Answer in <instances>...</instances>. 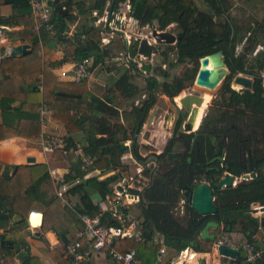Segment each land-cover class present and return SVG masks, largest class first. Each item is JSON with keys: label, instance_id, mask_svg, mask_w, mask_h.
<instances>
[{"label": "trees", "instance_id": "1", "mask_svg": "<svg viewBox=\"0 0 264 264\" xmlns=\"http://www.w3.org/2000/svg\"><path fill=\"white\" fill-rule=\"evenodd\" d=\"M124 1L127 0H92L88 12L91 15L94 9L101 13L108 8L112 19ZM131 1L133 14L139 15L141 19L146 18L149 22L157 21L158 30H166L173 23H180L183 28L177 41L176 62L170 64L169 69L187 61L193 67L187 69L176 81H168L169 72L164 71V91L171 100L194 83L203 57L223 50L229 69L220 94V112L214 119L211 118L209 122L212 123H207L208 118L205 117L200 129L188 134L181 130L180 119L173 137L163 152L155 158L157 167L144 169L143 175L148 178V183L138 191L141 196L139 221L146 227L144 239L141 242L126 239L113 243V247L122 252L136 250L142 264H155L157 250L153 247V238L156 234L163 235L167 256L170 251L177 256L188 246L199 253L211 252L214 244L222 240L221 236L212 233L202 234L208 227L212 226L214 231L219 230L224 235L233 232L239 221H243L244 226L250 228L258 226L259 221L251 214V210L256 204L264 206V152L261 149L264 148V0H242L259 6L258 11L262 15L254 19L253 27L245 29L248 36H241V30L235 28L230 20L219 24L216 22L218 17H227L221 0H203L209 7L207 11H201L195 0ZM77 2L78 0H67L66 17L55 13L54 18L62 31L69 29L74 21L71 12ZM85 2L88 0H80V12L84 11ZM12 7L15 11L12 15H0V27L14 28L24 24V29L12 32L10 37H25L37 51L40 40L46 39L50 33L45 28L41 29L40 34L35 31L29 0H14ZM184 16L192 18V23L189 24ZM79 30L82 35L86 34L92 39L91 42L83 44L80 42L82 35L75 34L73 39H77L76 42L79 43L74 61L94 57V66L104 67V57L109 53L100 44L106 29H100L99 26H81ZM238 43L244 46L241 50H238ZM259 47L263 49L257 51ZM35 53L29 55V60L8 58L3 65L4 75L0 79V141L13 137L41 138L38 107L42 102L47 103L53 119L69 134H84V149L87 154L96 158L90 167L84 169L82 161L74 154H66L64 149L54 151L56 160H69L73 164L72 172L66 176L67 180L80 179V183L67 193V199L71 201L72 196L78 199L77 210L80 213L97 215L100 209L92 199L93 193H98L102 198L112 194L116 176L100 180L98 177L86 175L95 169L104 172L121 167L126 169L123 157L128 151L125 143L129 140H132L131 151L139 162L146 164L151 160L137 156L136 148L148 114L156 104L154 90L159 81L155 77L148 78L146 89L150 98L143 107H134L130 114L123 113L122 123L119 110L109 101L108 96L107 100L93 96L89 103L61 96L66 92L77 95L86 82L77 84L59 81L50 70V65L40 56L33 55ZM132 68L124 65L118 71L120 77L115 84L121 88L120 94L124 98L133 97L140 91L130 80ZM146 68L151 69L150 66ZM13 70L18 72L14 73ZM241 74L252 77L251 89H233V81ZM129 123L133 125L132 133H129L127 127ZM229 128L232 129L229 131ZM254 136L260 142L257 143ZM62 140L65 143L64 148L76 145L70 136ZM177 143H182V152H175ZM251 162L257 176L249 181H240L231 188L214 190V200L218 207L216 214L202 216L192 208L191 199L186 193H191L197 183L218 181L226 173L241 177L250 171ZM20 170L12 179H4L0 186V229L10 221L14 213H22L27 221L29 211H22L20 193H12L14 202L11 203V208L5 203L11 196L9 189L15 187L23 190L27 198L42 205L45 216L44 232L53 229L58 235L64 234L69 239L65 228H61L62 224L75 223L83 227L75 210L63 205L57 195L42 189L49 182L47 165H27ZM182 198L183 216L180 219L176 216L175 209ZM103 220L107 224L119 223L108 216H104ZM254 234L252 229L246 236V242L258 245L253 239ZM3 240L5 236L0 233V261L4 253H11L8 247L1 245ZM82 243L86 247L90 241L84 239ZM165 261L166 258L163 264ZM68 262L72 264V259ZM20 264L42 263L28 249ZM257 264H264V254Z\"/></svg>", "mask_w": 264, "mask_h": 264}, {"label": "crops", "instance_id": "2", "mask_svg": "<svg viewBox=\"0 0 264 264\" xmlns=\"http://www.w3.org/2000/svg\"><path fill=\"white\" fill-rule=\"evenodd\" d=\"M91 1L92 0H88V2H85V4H84L85 8H84L83 12H80V10H81L80 3H79L80 0H78V2L73 6L71 14L73 15V17L75 19L69 25V29H67V31H69L70 29L75 30L76 34L79 33L80 36L82 35L79 28H76L77 26H75V24H73V23L77 20V17L79 16L78 14H80V13L84 14V15L86 13L89 14L88 9L91 7L90 6ZM13 2L6 4L5 0H0V15L1 16L8 17V16L12 15L13 13H15V11L12 7ZM31 14H32V18H33L32 23H34V29H35V31H37L38 34H40L41 29H43V28H40L39 31L36 30L37 22L33 16L32 10H31ZM67 15H68V13H67ZM67 15H65V16L62 15V16L66 17ZM93 18L94 19H91V20L87 21L86 23H83L82 26H87V27L99 26L100 29H103L104 28L103 24L97 25L95 17H93ZM155 22L157 23V21H153V22L146 21V18L142 19V23H143L145 28H150V27L154 26V24H156ZM58 26H59V23H58ZM2 27L4 29H8L10 32L9 33H0V79L4 75L2 68H3L4 63L6 62V59H8V58H11L13 60L20 59L22 61L23 58H25V59L29 60L31 58V56L29 57V55L36 52L33 55L40 56L44 60V62L48 63L50 65V70L52 71V73L56 77H58L59 81L76 83V82H73L72 80H70L69 78H62L60 76L59 68L63 67V69H67V68H69V63L74 62L73 58H74V55L77 53V49H78L77 44L79 43V41L76 42L77 39H76V41L74 39L70 40L69 43L73 42V44L67 46V45H65V42H63V41L60 42L56 38L51 36V34H49V36L46 39L40 40L39 48L37 49V51H35L32 44L29 43L25 37H10V34L12 32L24 29V24L17 26V27H14V28L8 27V26H2ZM59 28H60V26H59ZM3 34L6 35L7 41H5V38H2ZM84 36H86V39L84 41L78 36L82 40V41H80L81 43L85 44V42H88V41L91 42L90 39H92V38L87 37L86 34H84ZM14 38H18L21 41L28 43L34 52L32 51L31 54L27 55V57L26 56H20V57L3 58L6 55L7 48L12 45L10 43L11 42L10 40H12ZM5 42H7V43L4 45L3 43H5ZM57 42H59V44H57ZM123 43H124V49H126V51H127V47L125 45V42L123 41ZM111 45L113 47L118 46V45H116L115 41L112 40L109 44L103 46V48H105L106 51H108V53H110L109 52L110 51L109 46H111ZM120 47H122V46H120ZM158 53L164 56L163 62H164V66H165L166 65L165 64L166 63V55L165 54H167V52H164V53L158 52ZM121 54H123V53H120L116 57H120ZM157 54H153L152 58L149 59L145 63V69L147 71V74H148L147 77L148 78H149V74L151 73V69L148 70L146 68V66H150V64H151L150 62H152L153 57ZM92 58H94V57H92ZM104 59H106L105 64L110 63L108 55H106L104 57ZM112 60L114 62H117V61H120L121 59H119V60L112 59ZM120 62H121V64H119V65H121V66L125 65V62L123 60ZM58 63L60 65H57ZM107 64L104 65V67H101L99 65L94 66L95 69H94L93 77L90 80L85 81L86 82L85 86H83L81 89H79V92L77 93V95L69 94L70 92H66L65 93L66 95L61 94V96H65L66 98H71V99H75V100L79 99L85 103H89L91 101V97H93V96H90L87 93H90L89 90L92 89L91 86H92V83L94 81L97 84L103 85L105 87V91L108 92V94H109L110 89H114L115 91L119 92V95L121 96L120 90L115 84L116 80L120 77L119 75L117 76V73H116V77L113 78V80H112V86L113 87H110V85L106 81L102 80V76H100V74H103V77L107 78L106 76H111L113 74L115 75L114 71H112L111 69L108 68V70H107V68H106ZM166 68H167V65H166ZM119 69H120V67L117 70H119ZM13 71H14V73L18 72L15 70H13ZM134 71H135V69L133 67L130 72L133 73ZM6 73L9 74L10 72H6ZM108 94H107V96H108ZM69 95H74L76 97H69ZM94 96L98 97V94L94 95ZM121 98L123 100H130L133 97L132 98L131 97L130 98H124L121 96ZM180 99L181 98L179 96L176 97V101H179ZM111 100H112L111 102H114V97H112ZM141 104H142V102H141ZM141 104L134 103V105L130 109H126V110H124V108H119L117 105H115V107L120 112L122 123L124 122L123 113L124 114H130L134 107H140ZM15 105H17V104H15ZM201 120H202V118H201ZM172 124H173L172 119L170 121H168V120L164 121L163 120V122H161V127L163 129H165V131L168 132L171 129ZM199 125H200V123H199ZM198 127L199 126H197V128ZM41 129H42V124H41ZM129 133H132V132L130 131ZM42 135L45 138L56 137L59 139H65V138L70 136L74 139V142L80 143V144H82V142H80L78 140V137H82V138H84L83 139L84 144H82L83 147L86 145V140H85L84 134L81 132L69 134L66 131V129L61 127L58 124V122L53 119L52 111L50 113V117H48V122L46 124V127L44 129H42ZM130 142L132 143V140H129L125 143V146L128 148V150H131L130 145L128 146V144H130ZM131 153H132V151H131ZM250 154L251 153H249V155ZM124 158H130L129 156H127V152L123 157V161H124ZM29 159H35V161L29 162ZM0 163H2L4 165H17L18 166L17 172L14 175H12L10 179L15 177L16 174L18 173V171H21L20 168L22 166L37 165V164L47 165L48 173H49V182L46 185H43L42 189L47 191L48 193L54 195V196H56V183H55V180L51 177L50 169L52 167H58L67 176L70 172H72V168H73L72 167L73 164L71 161H69V160H63V161L62 160H56L54 158V153L44 152L42 149V146H41V138H39V139H28V138H21V137H13L10 139L0 141ZM121 169L124 170L122 167H121ZM254 171H256V170L254 169ZM93 172H94V170L89 172L86 175V177H97L95 174H93ZM257 174H256V176H257ZM4 179H6V178H4L0 174V186H2V181ZM10 179H7V180H10ZM9 190L11 191V196L8 197V200H6V202H5L7 204L8 208H11L12 207L11 203L14 202L12 193L17 192V193H20V196H21V199H20L21 204L20 205H21V207H23L22 211L27 212V210H28L29 214L32 211L39 212V213L43 214V219L40 221L39 225L36 228H32L29 225V220H28L29 214L27 217V221L24 220L26 218L20 212L14 213L12 215V218L10 219V221L7 222L0 229V233L5 236V240H3L1 242V245L8 247V250L11 251L10 254H8L9 252L4 253V256L2 257V259L5 261V263L11 264V262H13L15 264H20L23 260V257L26 256V252L29 249L31 255L40 259L42 264H70L68 262L69 258L66 256V245L69 242L75 241L77 239L78 233L80 232V230L83 227L81 228L78 224H75V223L66 224V225L62 224L61 228H63V229L65 228V231L67 232L69 239L64 234L58 235L53 229L48 230L47 232L46 231L44 232L43 226H44L45 216H44V210H43L42 205L40 203L34 202V201L30 200L29 198H27V196L25 195L23 190L22 191L17 190L16 187L11 188ZM100 198H102V197L98 193H95V192L93 193L92 199H93L94 203L96 205H98V207L101 211V210H103L102 209V206H103L102 202L103 201L100 202ZM102 199H104V198H102ZM182 200L184 201L183 198H182ZM71 201L74 202L76 204V206L78 207V199H76L74 196H72ZM256 205H259V204H256ZM132 207H136L139 210V212H137V209L133 208L134 213L137 212L136 216L139 218V216L141 215V209H140L139 204L132 206ZM132 207L130 208L131 214L133 211ZM251 214L255 218L258 219V221H259L258 226L256 228H254V227L250 228V227L244 226L243 221H239L238 225L235 226V230L233 232L224 233V235H227L226 238H224V235H221V237H223V238H221V237L220 238L224 242L223 244H227V245H231V246L236 247V248H240L242 243L246 242V236L251 233L252 229H253V232H255L253 239L257 242L258 245L264 244V226L261 224V219L264 216V213L263 212H251ZM133 215L134 214H132V216ZM36 221H39V219H37ZM64 222H67V220H65ZM209 230H214V227H212V226L208 227L204 231V233H202V234H210V233H208ZM66 241H68V243ZM89 245H90V243L84 249H89ZM218 246H219L218 243H216V244H214V248L212 247V252H203L202 255H200V254L197 255L196 262L198 264L203 263L205 261L207 262L206 264H221V260H220L221 258L217 253V247ZM152 251H155V250H153V248H152ZM156 255H157V252H156ZM175 256L176 255L170 251L169 256L165 257L166 258L165 264H172V261L175 259ZM61 261L63 263H61ZM88 262H89V264H116L111 259V257L108 255V253L106 251L96 252L93 250L90 251V257H89V261H87V263ZM242 262L245 263L246 260L242 259Z\"/></svg>", "mask_w": 264, "mask_h": 264}, {"label": "built area", "instance_id": "3", "mask_svg": "<svg viewBox=\"0 0 264 264\" xmlns=\"http://www.w3.org/2000/svg\"><path fill=\"white\" fill-rule=\"evenodd\" d=\"M66 2L67 0H29L33 16L37 22L36 30L39 31L40 28H45L51 36L60 42H68L72 40L76 31L71 29L69 31H62L54 18L55 13H59L58 8L60 6H62L64 10H67ZM92 14L95 17L96 24H103V27L106 29L105 31L107 34L105 35V33H103L102 43L100 44L101 48L109 44L112 39H115L116 37L122 38L125 42L127 47L126 53L121 54L120 57H114L113 59L119 60L122 58L126 66L134 67L135 64L133 61H137L140 68L145 66L148 58L138 52L139 44L143 39H147L157 48H160L162 45H172L158 42L157 37L154 36V31L156 29L149 34H142L145 27L142 23L141 17L133 14V4L131 0L122 3L112 19H110L111 13L108 8H105L101 13L98 9H94ZM157 32L163 33L167 31L157 30ZM114 34L116 37H114ZM81 39L84 41L86 36L82 35ZM155 40L158 42L159 46L155 45ZM173 44L175 45L176 42ZM136 66L137 65H135V67ZM94 69V58L84 57L69 63V68L67 69H63V67L59 68V71L62 78H69L73 82L80 83L82 81L90 80L94 75ZM144 71L147 74L145 67ZM38 112L40 114L42 129H44L51 113L48 104L42 102L38 108ZM145 125L146 128L144 130L142 129L140 134L141 140L143 132L148 130V124H144V126ZM155 125L156 122L152 129L153 135H155ZM64 145L65 143L62 139L56 137L45 138L43 135L41 136V146L44 152L54 153L56 149H64L66 154L69 153L77 156L82 161L84 169L90 167L96 160L95 157L86 153L83 145L80 143H76L75 146L69 148H64ZM140 153L142 156L151 155L150 153H148L149 155H144L141 150ZM129 156L134 159L137 164L139 163L133 153H130ZM140 164L141 163H139V165ZM140 167L141 166L137 168L136 172L142 178L143 169ZM50 174L56 183L57 197L62 201L63 205H67L75 210L78 214V219L83 223V228L78 233L77 239L66 245V256L69 259H72V264H81L89 261L91 250L96 252L106 251L116 264H141L137 257L136 250L131 249L122 252L113 247L115 241L130 239L141 242L144 239L145 225L140 223L138 217L134 218L130 213V208L140 203L141 196L138 191H141L144 187H135V176L128 177L121 168L111 169L108 172L95 169L93 174H95L98 179L103 180L107 177L116 176L118 177V182L113 186L112 194L107 195L104 199L100 198V202L103 201V210H101L99 214L92 216L87 213H80L77 210L76 204L68 200L66 197L70 189L80 183V179L77 178L68 181L66 174H64L58 167H52L50 169ZM251 179L253 178L250 177L249 179H243L242 176L237 177L234 186L237 185L239 180L249 181ZM119 187L121 189H119ZM260 207L261 205H253L251 212H253V210L261 212ZM127 209H129L128 212L126 211ZM104 216L110 217L111 220H117L119 223L107 224L103 220ZM37 219H39V221H36ZM42 219L43 214L36 211L30 212L28 219L30 227L36 228ZM83 239L90 241L89 249H84L85 247L82 243ZM220 244H223V242L220 241L218 245ZM153 247L157 250V261L155 264H163V261L167 256V245L163 235H155L153 238ZM240 248L247 252L248 257L245 262L246 264H257L258 260L264 254V244L256 245L254 243L245 242L242 243ZM199 254L202 255V253L196 252L194 248L188 246L175 257L172 264H196V257ZM0 264L6 263L1 259Z\"/></svg>", "mask_w": 264, "mask_h": 264}, {"label": "rangeland", "instance_id": "4", "mask_svg": "<svg viewBox=\"0 0 264 264\" xmlns=\"http://www.w3.org/2000/svg\"><path fill=\"white\" fill-rule=\"evenodd\" d=\"M195 2L197 3V5L201 11L209 10L208 5L206 3H204L203 0H195ZM221 2L224 5V9L226 11L227 17L226 18L225 17H221V18L218 17V18H216V22L219 24V23H224L225 21L230 20L233 23L235 28L241 30V33H240L241 36H248V33H245V29L247 30L249 27H253L254 26V24H253L254 19L262 16V15H260V12L258 11V9H260L259 6L253 5L251 3H246L245 1H242V0H221ZM78 15L79 16L77 17V20L73 23V24H75V26H77L76 28H79L83 25V23H86L87 21L94 19L93 18L94 16L92 14L90 15V14L86 13L84 15V14L80 13ZM184 19L187 20L189 22V24L192 23V18H188V16H184ZM155 29L158 30V24L157 23L154 24V26H152L150 28L143 29L142 34H144V35L149 34L151 31H154ZM165 31H167V32L173 34L174 36L180 38L181 34L183 33V28L181 27L180 23H173ZM103 33H105V35L107 34L105 30ZM114 37H116L115 34H114ZM2 38H5V41H7L5 34H3ZM114 41H115L116 45H118V46H114V47L112 45L109 46L110 47L109 48L110 53H109L108 57H109L110 63L109 64L106 63L107 64L106 68H107V70L109 68L112 71H114L115 75L113 74L111 76H106L107 78H105V77H103V74H100V76H102V80L106 81L110 85V87H113L112 86V80H113V78L116 77V73L118 76L119 70H117V69L119 67H123V66L119 65V64H121L120 61L123 60L122 58H120L121 60L117 61V62H114L112 59L114 57H116L117 55H119L120 53H123V54L126 53V49H124V43H123L122 38L116 37L114 39ZM6 43L7 42H5L3 44L5 45ZM57 44H59V42H57ZM72 44H73V42H70V43H69V41L65 42V45H67V46L72 45ZM119 45L122 47H120ZM155 45L159 46L158 42L156 40H155ZM172 45H169V46L162 45L161 48H163V49L168 48V50H171L172 52L176 51L177 44H175L174 46H172ZM242 46L243 45L241 43H238V50H241L244 47V46L243 47ZM173 47H175V48H173ZM259 49H263V48L259 47L257 49V51ZM261 51H263V50H261ZM163 57H164L163 55L158 53L157 55H155L153 57L152 62H150L151 63L150 64L151 73L149 74V77H155L156 79H158L159 83H158L156 89L154 90V94L156 96V104L151 109V111L149 112L148 118H147L145 124H147L150 116L154 112V109H156V111L154 113V117L156 119L155 120L156 128L154 130V133L158 134V136L156 137V139H157L156 144L147 143V144L142 145L140 143V150L144 155H146L148 153L151 154V152H156L158 154H161L163 152L164 148L166 147L167 143L169 142V140L173 137L177 122H175V120L173 121V119H172L173 124H172L171 129L168 132L165 131V129H163L161 127V122H163L165 116L169 117L170 114H172L174 118L177 117V109L178 108L176 105H178V104L176 101V97L179 96L180 98H183L185 95H188L191 93L202 95V96L210 95L211 100L207 104V106L204 110V116H203V121H204L205 117H207L208 121L206 119V122L210 123V124L212 122H209V121L214 119L213 117L218 115V113L220 112L219 111L220 106L222 105L220 94H221L222 88L224 86L225 80L216 89H213V90L205 88V87L197 86L196 84L192 83V85L190 87H188L186 90L182 91L178 96H176L174 98V100H171L165 94V91H164V81L166 82V78L164 77V73H165L164 71L169 72L168 81H170V80L176 81L177 79H180L183 76V74L185 73V71H187V69H190L191 67H193V65H192V63L187 61V62L176 64L172 68L169 69V68H166V66H164ZM133 62L135 65H137L136 66L137 68L134 65L135 71L133 73L130 72V74H131L130 80L134 83V85L137 86V88L140 89V91L135 96H133V98L131 97L132 99L123 100L121 98V96L119 95V92L115 91L114 89H110L109 94H108V92L105 91V87L101 84L95 83V81L92 83V86H91L92 89L89 90L90 93H87V94H89L90 96H94V95L98 94V97L104 98L105 100H107L106 96L108 94V97H110L109 101L111 102V98L114 97V102H111V103L117 105L119 108H124V110L130 109L134 105V103L144 99L142 101L141 106H140V107H143V105L146 103V101L150 98V93L146 89L147 82H148V77H147L148 74H146L144 71L145 66L144 67L142 66L140 68L137 61H133ZM106 64H104V65H106ZM241 75L252 79L251 76H248L245 74H241ZM232 87L236 91H240L243 89L241 86H239V88H236L238 86L234 84V81L232 83ZM119 90H121V88H119ZM144 97H146V98H144ZM162 99H164V101H165L164 103L162 102ZM179 106L181 107V105H179ZM183 112H185V109H183ZM203 121H202V123H203ZM159 124H160V127L158 126ZM127 127L129 129V132L130 131L132 132L133 125L129 123L127 125ZM145 128H146V125L144 126L143 130ZM83 139L84 138H82V137H78V140L80 142H82V144H84ZM140 142H142V140ZM131 145L132 144L130 143V146ZM183 149H184V147H183L182 143H177V145L175 146V152H177V153L182 152ZM130 153H131V150H128L127 156H129ZM124 162L126 163V167H125L126 169H124L123 171L128 177L135 176V187H137V188L143 187L144 185H146L148 183V178H146L143 175V172H142V176H143L142 178L140 175L137 174V172H136L137 168H139V166H141L140 168L143 169V171H144L145 168L157 167L156 164L151 160H149V162H147L146 164H142V165L141 164L139 165V163L137 164L135 162V160L132 158H124ZM240 181L241 180H239V182ZM117 182H118V177H116V180L113 183L116 184ZM183 203H184V201L181 200L175 209L176 216H178L180 219L183 216ZM133 208L137 209L136 207H132V209ZM137 212H139L138 209H137ZM137 212L134 213V209H133L132 214H134L133 215L134 218H137V216H136ZM208 233H212V234L217 235V236L223 235V233H221V231H219V230H217V231L209 230ZM226 237H227V235H224V238H226ZM221 238H223V237H221ZM204 245H206V244H204ZM213 248H214V246H213ZM211 252H212V250H211Z\"/></svg>", "mask_w": 264, "mask_h": 264}, {"label": "water", "instance_id": "5", "mask_svg": "<svg viewBox=\"0 0 264 264\" xmlns=\"http://www.w3.org/2000/svg\"><path fill=\"white\" fill-rule=\"evenodd\" d=\"M14 0H5L6 4L12 3ZM59 13L62 15H67V10H64L62 6L58 8ZM10 31L8 29H4L3 27H0V33H9ZM154 36L157 37L158 42L160 43H166V44H173L180 39L179 37L174 36L173 34L169 32H163L158 33L157 30L154 31ZM11 46L7 48L6 55L3 58L6 57H20V56H27L32 53L31 46L28 43H25L21 41L18 38H14L10 40ZM174 46V44L172 45ZM175 48V47H173ZM138 52L142 54L143 56L147 57L148 60L152 58L153 54H157L158 52H171V50H168V48H157L153 44H151L147 39H143L138 47ZM174 54L171 55L168 58V67L171 63L176 62L177 53L176 51H173ZM210 61H213L214 66L212 68H209ZM229 75V69L226 65L225 57H224V51L219 50L213 54H209L205 57H203L200 60V67L199 71L197 73L196 79L194 81V84L197 86L205 87L208 89H216ZM235 85H239L244 89H251L253 85V81L251 78L239 75L234 80ZM63 95H66L63 93ZM69 97H76L74 95H69ZM146 98V97H144ZM144 99L136 102L137 104H141V102ZM162 102L164 103V99H162ZM204 103V96L198 95V94H188L185 95L183 98H181V107L179 105L177 106V115L180 114L183 109L186 111V115L181 123V130L184 133H195L200 129V126L203 121L200 122V125L198 128H194L196 123V118L199 113L200 107ZM156 109H154L153 114L150 116L147 127L148 130L143 132L142 135V142L141 137L138 139V145L136 148L137 156L141 157L142 159H151L152 161H156L155 158H157L160 154L156 152H152L150 156H142L140 153V143L142 145L151 143L156 144V137L158 134L153 135L152 129L154 128L155 123V113ZM204 116V115H203ZM173 121L175 118L172 116ZM160 127V124L158 125ZM151 157V158H150ZM35 159H29V162H34ZM18 170L17 165H4L0 163V174L6 178L10 179L12 175H14ZM256 176V172L254 171L252 162L250 163V171L248 173H245L242 175L243 179H249L250 177L254 178ZM237 180V176L231 173H226L224 177L218 181H212L210 183H197L191 193H186V196H189L191 199V206L192 208L199 213L202 216L206 215H214L218 212V207L215 204L214 200V190L215 189H224V188H231L234 186L235 181ZM119 189H121L119 187ZM261 212L264 213V206L260 207ZM253 212H257V210H253ZM261 224L264 226V216L261 219ZM68 243V241H66ZM217 253L220 256L221 264H246L242 262V259L247 260V252L244 250H241L240 248L233 247L231 245L227 244H220L217 247ZM207 262H203L200 264H206ZM252 264V263H248Z\"/></svg>", "mask_w": 264, "mask_h": 264}, {"label": "bare ground", "instance_id": "6", "mask_svg": "<svg viewBox=\"0 0 264 264\" xmlns=\"http://www.w3.org/2000/svg\"><path fill=\"white\" fill-rule=\"evenodd\" d=\"M213 66H214L213 61H210L209 68H212ZM237 86L238 87H236V88H239V85H237ZM210 100H211V96L210 95H205V97H204V103L200 107L199 113H198L197 118H196V123H195V126H194L195 129L197 128V126H199V123L201 121V118L204 115V110H205V108H206V106H207V104L209 103ZM177 104L178 105H182L181 104V99L179 100V102L177 101ZM172 116H173L172 114H170L169 117L168 116H165L164 121L165 120L170 121L172 119Z\"/></svg>", "mask_w": 264, "mask_h": 264}, {"label": "flooded vegetation", "instance_id": "7", "mask_svg": "<svg viewBox=\"0 0 264 264\" xmlns=\"http://www.w3.org/2000/svg\"><path fill=\"white\" fill-rule=\"evenodd\" d=\"M161 53H163V52H161ZM172 54H174V52H168L167 54H165L166 55V62H167V65H168V58L172 55ZM175 63V62H174ZM172 64V63H171ZM170 66V65H169ZM167 68H169L168 66H167ZM244 89V88H243ZM174 100V99H173ZM185 115H186V111L185 112H183V111H181L180 112V114L179 115H177V117H175V122H178L180 119L183 121V119H184V117H185ZM174 122V123H175ZM232 128H234V126H232ZM232 128H229L228 130L230 131ZM256 141H257V143L258 142H260V141H258L257 139H258V137H256V136H254L253 137ZM259 150H260V148H258ZM262 150H263V152H264V148H261ZM151 158V157H150ZM139 162V161H138ZM154 162V161H153ZM139 163H141V164H143L142 162H139Z\"/></svg>", "mask_w": 264, "mask_h": 264}]
</instances>
